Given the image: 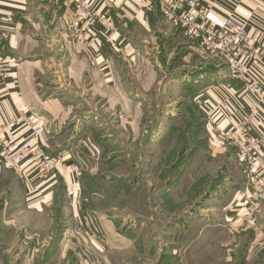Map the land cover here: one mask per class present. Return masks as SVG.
I'll list each match as a JSON object with an SVG mask.
<instances>
[{"label":"rangeland","instance_id":"rangeland-1","mask_svg":"<svg viewBox=\"0 0 264 264\" xmlns=\"http://www.w3.org/2000/svg\"><path fill=\"white\" fill-rule=\"evenodd\" d=\"M183 53L156 68L163 79L146 98L147 137L131 144L129 158L94 152L78 161V199L59 180L40 208L27 182L0 163L2 264H264L254 211L236 222L224 195L239 176L236 150L208 133L203 87L192 83L202 72L211 73L203 86L229 82L228 66L203 47Z\"/></svg>","mask_w":264,"mask_h":264},{"label":"crops","instance_id":"crops-1","mask_svg":"<svg viewBox=\"0 0 264 264\" xmlns=\"http://www.w3.org/2000/svg\"><path fill=\"white\" fill-rule=\"evenodd\" d=\"M75 1L59 0L55 5L42 0H0L1 136L25 140L26 130L5 126L13 118L32 113L43 129L37 145L47 158L60 159L45 179L32 174L26 183L37 197L33 203L40 208L50 205L59 180L78 199V161L93 157L94 152L97 158L116 152L129 158L131 144L147 137L146 98L159 91L163 79L156 68L181 50L184 56L203 54L199 41L186 38L164 19L159 10L164 0H147L150 8L140 11H133L132 6L145 0H85L105 17L89 30L71 27ZM202 2L221 18L235 16L245 21L252 44L264 47V0ZM217 58V65H226ZM209 74L202 72L192 83L203 87L198 91L199 105L208 133L227 151L233 145L225 134L244 121L249 102L241 83L230 77L229 82L203 86ZM259 107V114L246 128L254 137L262 135L264 156V99ZM232 159L236 163L232 173L239 176L225 187V197L230 196L226 202L236 222L247 211H254V246L258 247L264 241V196H252L244 169L235 156ZM212 208L202 211L211 213ZM2 238L6 236L0 233Z\"/></svg>","mask_w":264,"mask_h":264},{"label":"built area","instance_id":"built-area-1","mask_svg":"<svg viewBox=\"0 0 264 264\" xmlns=\"http://www.w3.org/2000/svg\"><path fill=\"white\" fill-rule=\"evenodd\" d=\"M42 1L59 4V0ZM148 8L150 3L147 0L132 6L133 11ZM74 9L70 20L74 29L84 26L89 30L105 18L85 0L75 1ZM159 10L165 20L180 29L186 38L199 41L206 51L220 56L228 66L229 77L241 83L243 95L249 102L247 117L225 137L232 142L238 161L244 164L252 195L264 196L262 135L254 137L246 128L259 114V104L264 99V47L252 44L245 21L235 16L221 18L202 0H164ZM75 37L80 36L75 33ZM5 127L26 130L28 136L25 140H16L8 136L4 138L0 133L1 163L25 182L32 174L45 179L60 159L47 158L37 145L43 133L39 118L32 113L22 114L11 119Z\"/></svg>","mask_w":264,"mask_h":264}]
</instances>
